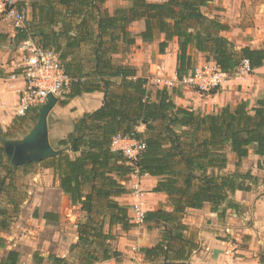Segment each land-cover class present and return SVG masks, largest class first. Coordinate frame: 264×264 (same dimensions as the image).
<instances>
[{"label": "trees", "instance_id": "16d2710c", "mask_svg": "<svg viewBox=\"0 0 264 264\" xmlns=\"http://www.w3.org/2000/svg\"><path fill=\"white\" fill-rule=\"evenodd\" d=\"M124 1L130 5L116 8L113 13L105 8L107 0H30L29 7L18 3L20 9H30L31 17L25 28L16 30L15 40H32L56 51L73 80L61 104L67 105L83 94H104L102 107L85 113L59 143L69 152L42 163L53 171L64 195L80 205L87 216L86 222L79 225L78 245L90 248L97 243L102 250L101 256L88 250L87 264L117 260L123 255L112 250L109 243L115 240L114 227L120 226L125 232L136 227L129 215L130 207L117 200L131 194L126 182L136 170L141 177L159 179L152 192L166 195L171 207L145 213L143 224L150 229L153 223H162L163 232L155 245L139 250L143 264H191L199 243L185 223L186 213L202 210L206 204L212 206L211 212L219 219L226 217L228 209L239 211L230 196L237 191H251L249 183L257 181L251 172L238 171L242 160L253 153L260 158L258 168L264 169V96L253 107L240 101L212 114H202L176 105L173 94L165 88L153 94L147 87L148 79L139 77L136 68L118 63L115 56L134 46L136 37L147 42L164 36L165 41L159 45L162 55L177 39L176 73L181 78L195 66L192 50L231 72L243 60L252 70L264 66V47L237 51L221 36L220 32L228 31L229 26L209 19L202 11L214 0ZM138 21H144L145 29L134 36L130 26ZM3 38L0 35V40ZM36 117L35 123L39 114ZM24 118H18L6 132L0 124V199L11 192L17 170L8 162L4 144L13 138L15 127L24 124ZM141 126L145 127L144 133L138 131ZM117 135L145 143L146 149L135 164L112 150ZM230 156L236 160V171L224 173ZM52 215L47 213L44 219ZM11 218L10 210L0 200V232L9 230ZM4 247L5 239L0 236V249ZM19 259L18 252L10 251L0 264H19ZM50 260L52 264L64 261L54 257Z\"/></svg>", "mask_w": 264, "mask_h": 264}, {"label": "crops", "instance_id": "0c3cea01", "mask_svg": "<svg viewBox=\"0 0 264 264\" xmlns=\"http://www.w3.org/2000/svg\"><path fill=\"white\" fill-rule=\"evenodd\" d=\"M117 4L120 7H127L130 5V2L119 1ZM117 4L116 6L106 4L105 8L110 13H113ZM28 10V18L30 20V9ZM206 10L210 12L206 13ZM202 11L209 19H217L222 24L229 26V30L220 32V35L232 42L236 48L239 47L238 49L241 50L245 47L252 49L264 47V0H214L212 4L203 8ZM9 22V20H0V35L4 36L2 42L7 39V35H9L8 42H11L12 38L15 41L16 30L13 27L11 28L10 24L12 23ZM135 25H138V31L132 33L134 36L140 34L145 29L144 21H138L130 26L131 31L133 30L132 26ZM164 41V36L147 42L136 37V44L130 48V52H132L129 56L130 61H122V56L124 54L129 55V50L126 53L116 55L115 59L120 64L136 68L139 77L149 79L148 75H154L156 72V70L154 72L151 70V67L154 65L153 61L163 58L164 74L167 75L168 73L167 76L175 77L178 65V40L174 39L171 41L164 55H162L159 54V45ZM4 44H2V47H7ZM20 44L22 43L20 42ZM13 52H8L5 48L0 49V124L5 132L14 127L18 118H24L17 115L20 95L24 88L23 80L21 78L17 80L10 78L15 69L13 65L20 58V55L16 57L15 52L14 54ZM190 54L193 61H195L196 54H199L201 57L203 55L195 50L190 51ZM14 57L18 58L17 61L13 60ZM155 68L161 69L160 67ZM228 85H243L245 92L239 93V95L244 98L240 97L238 99L239 102L243 101L242 99H247L246 97H250L251 94L258 100L264 95V66L254 70V74L252 75L233 79L221 90H224ZM220 91L215 94L199 93L192 88L181 86L169 90L173 94L172 100L176 105L190 108L202 114H212L227 105H231L229 103L233 97L230 94L226 96L225 93L224 95H220ZM62 100L64 99L60 101ZM103 100L104 94L95 92L76 97L69 101L67 105H63L59 101L48 118L49 140L52 147L58 148V150L62 149L59 147V143L65 140L68 134L72 132L74 124L85 113H92L100 109L103 105ZM39 110H32V113H27L28 117L32 116L31 119L33 121L37 114L40 113ZM26 122H28V119L25 117L24 124ZM19 126L17 125L15 128ZM138 131L144 133L145 127H139ZM259 161L260 158L251 153L248 158L242 160L238 169L242 174L251 172L252 176L257 180L254 184L249 183L251 191H237L234 195L230 196V201L239 205V211L228 209L226 217L219 219L217 214L211 212L212 206L209 204H206L202 210H189L204 212V220L202 222H195L193 224L185 222L190 227L196 228V237L199 243V249L194 253L191 264H264V169L260 170L258 168ZM235 163L236 160L233 159V156H230L228 167L224 173H234L236 171V167L233 166ZM158 182V178L144 176L140 181V185L143 187V183H147L148 187L154 189ZM135 184L136 182L130 181L128 188ZM164 197L167 198L166 195ZM117 200H123V197ZM169 209L171 210L170 206ZM130 210V217L134 220L135 224H138L134 219L132 208ZM149 211H155V209L145 210V212ZM124 235L126 237L121 238L120 242L123 243V247L118 246V251L129 255V264H143L144 257L140 254L139 250L156 244L153 241V234L146 231L142 237L134 238L135 231H129L128 233H124ZM231 247H235L236 249L232 256L226 254V251ZM5 248L6 246L0 249V252L6 250ZM10 251H16L20 254L17 250L9 249L8 253ZM7 256L8 254L4 259ZM254 256L258 259L253 260ZM21 259L20 255L19 264Z\"/></svg>", "mask_w": 264, "mask_h": 264}, {"label": "rangeland", "instance_id": "374dc122", "mask_svg": "<svg viewBox=\"0 0 264 264\" xmlns=\"http://www.w3.org/2000/svg\"><path fill=\"white\" fill-rule=\"evenodd\" d=\"M17 1L19 4L25 3L29 7L30 0ZM119 1L124 0H107L106 4L116 6ZM147 1L151 3L164 2V0ZM119 7L120 5L118 6L117 4V7H115V9ZM208 12L210 11L206 10V13ZM27 13L29 16L28 9ZM6 24L9 25L8 23ZM10 25L12 28L13 25ZM132 28L133 30H130L131 33H135L136 31H138V25L132 26ZM8 36L9 35H7V39L3 40L4 42H2V40L0 41V49L5 48L8 52L14 51L15 56L19 57V49L21 47L20 42L16 40L15 42L13 40L14 38L11 39V42H8ZM2 44L7 45V47H2ZM238 48H236L237 51L240 50ZM131 53L132 52H130L129 48V55L124 54L122 56V61H130L129 56L131 55ZM207 58V55L203 54L201 57L199 54H196L194 65L207 61ZM17 59L18 58L15 57L13 58L14 61H17ZM153 64L155 65V67H160L164 73L163 58L154 60ZM154 65L151 67V70H153V72L155 70L158 71L159 68L156 69ZM252 74H254V70L250 75ZM148 76L150 78L148 79L147 87L154 94L156 90L159 89V87L155 84L152 78L153 75L150 74ZM247 76L248 75H245L244 77ZM248 87L250 88V86ZM243 92H245L243 85H228L224 90H221L219 94L224 95L225 93L226 96H228L227 94H230L233 99L230 100L229 104L235 105L236 102H239L238 99H240L241 97L239 93ZM246 98L247 99L242 100L247 101L249 103V106L253 107L256 102V98L254 97V95L251 94L250 97ZM32 112L33 111L31 109L28 114ZM28 114H26V116H23L28 119V122L25 123L26 125H20L11 133V137H13L12 139L14 141L23 139L36 125V123L31 119L32 116L28 117ZM54 149L58 150V148ZM23 166L24 165L17 167V170L13 174L14 183L13 187L10 188L11 192L9 193V195H2L0 199L2 206L10 210L12 217V223L9 230L6 232H0V236L5 239V249L7 250L0 252V263L1 259L3 260L8 254L9 249L17 250L20 252L22 258L20 260V264H52V261L50 260L51 257L64 259V261L60 264H87V258L85 255L88 250L96 252L101 256L102 250L98 247L97 243H95L90 248L78 245L79 225L86 222L87 216L81 211L80 205L73 204L70 198L60 191L59 182L54 177L53 171L45 168V164L42 162L32 163L31 167L29 168H23ZM233 166L236 167L235 165ZM143 177L144 176L139 178V181H141ZM130 181H133L134 183L137 182V180L131 176L130 179L126 182L127 188L129 187ZM134 186L135 185H132L130 188H128L131 191V194L123 196V200H119V202L128 205L130 208H132L131 206L137 202V200H135V197L133 196L135 192ZM152 190L153 189L147 186V183H143V196L141 197V202L143 203L144 210H170L168 199L162 194L153 193ZM130 211L131 210H129V213ZM47 213L53 214L52 217L49 218V220L44 219V215ZM95 218L97 220L100 219L99 216H96ZM203 218L204 212L201 213L188 211L185 215V222H189L192 224L195 222L199 223L204 220ZM190 228L191 232L196 235V228L192 226ZM105 231H108L107 224L105 225ZM130 231H135V235H133L134 238L142 237L143 234L146 233V231L152 233L153 241L157 243L161 233L163 232V224L159 222L153 223L150 229H148V226L144 225L143 223L136 224V227ZM128 232L123 231L120 226L113 228V235L115 236V240L109 243L112 247V250L118 251V246L123 247V243H120L121 238L126 237L124 233ZM125 248L127 249L126 245ZM122 254L123 255L117 260H100L93 264H129V255L125 253ZM255 259L258 258L254 256L253 260Z\"/></svg>", "mask_w": 264, "mask_h": 264}, {"label": "built area", "instance_id": "2783aa9c", "mask_svg": "<svg viewBox=\"0 0 264 264\" xmlns=\"http://www.w3.org/2000/svg\"><path fill=\"white\" fill-rule=\"evenodd\" d=\"M0 17L9 20L15 30L25 28L28 22L27 10L20 9L17 0H0ZM20 55L19 61L13 65L14 72L10 75L12 80L21 78L24 83L17 108L18 116H26L31 109L45 106L49 95H53L59 101L65 98L73 80L65 71L60 55L56 51L44 49L36 42L26 40L21 44ZM252 71L247 60H243L238 68L231 72L222 70L213 61H205L195 65L191 72L181 78L177 75L167 76L158 69L153 75V80L158 87L167 90L181 86L201 93H211L220 91L233 79L250 75ZM111 148L115 152H121L133 165L145 151L146 145L132 137L117 135L112 140ZM132 177L137 180L134 186V197L137 202L132 205V212L135 221L141 224L146 213L141 202L143 196V187L139 181L141 176L136 170ZM235 251V247H231L226 254L232 256Z\"/></svg>", "mask_w": 264, "mask_h": 264}, {"label": "water", "instance_id": "95a60500", "mask_svg": "<svg viewBox=\"0 0 264 264\" xmlns=\"http://www.w3.org/2000/svg\"><path fill=\"white\" fill-rule=\"evenodd\" d=\"M232 67L234 69V63ZM58 103L59 100L56 97L49 95L47 104L40 110L39 119L34 128L21 140L5 142V154L13 168L28 163H41L69 151V148L55 150L49 140L48 118Z\"/></svg>", "mask_w": 264, "mask_h": 264}]
</instances>
